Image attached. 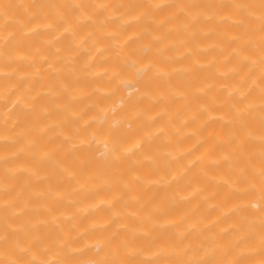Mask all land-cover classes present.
<instances>
[{
	"label": "bare ground",
	"instance_id": "bare-ground-1",
	"mask_svg": "<svg viewBox=\"0 0 264 264\" xmlns=\"http://www.w3.org/2000/svg\"><path fill=\"white\" fill-rule=\"evenodd\" d=\"M0 264H264V0H0Z\"/></svg>",
	"mask_w": 264,
	"mask_h": 264
}]
</instances>
